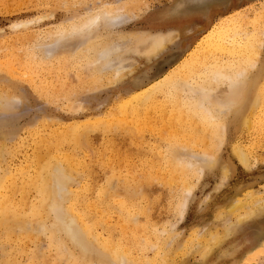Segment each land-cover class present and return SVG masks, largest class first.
I'll return each instance as SVG.
<instances>
[{"label":"rangeland","instance_id":"1","mask_svg":"<svg viewBox=\"0 0 264 264\" xmlns=\"http://www.w3.org/2000/svg\"><path fill=\"white\" fill-rule=\"evenodd\" d=\"M263 4L264 0H0V93L4 98L0 103V141L4 142L3 147L0 144V181L7 187L2 194L19 204L26 201L20 212L26 217L40 200L30 179L44 162L64 160L76 171V212L95 235H102L103 243L110 242L108 246L118 253L126 251L132 264H264V253L258 254L264 240V212L257 214L264 205L263 62L253 69L251 91L253 99H263L262 106L247 111L246 115L251 113L249 127L242 123L246 116L239 121L227 116L224 137L219 138L221 147L215 150L218 136L211 125L184 112L178 115L177 104L185 100L181 93L169 98L162 88V95L137 115L128 114L127 123L117 122L119 103L130 99L128 93L148 86L175 66L213 23L245 15L248 30L264 41ZM105 11L124 16L106 27ZM94 14H100L99 26L90 33L93 38L100 34L97 40L108 32L115 37L169 29L177 37L152 60L126 56L136 66L118 78L109 70L96 75L92 66L85 71L87 61L79 49L44 58L40 45H48L60 31L67 32ZM61 37L74 44L73 36ZM212 50L199 52L201 61L194 73L230 59L227 52ZM87 125L92 131L80 145L65 133L71 126ZM172 145L183 149L181 153L188 158L190 152H212L216 162L199 175L193 168L185 167L182 172L169 164ZM237 146L249 158L247 168L234 154ZM113 179L134 184L141 191L125 202L105 197ZM186 185H191L190 192ZM253 196L262 202L255 203ZM235 203L238 206L233 207ZM133 216L137 220L125 228V220ZM229 221L233 224L224 231L223 225ZM7 234L0 229V264L2 260L72 264L59 259L44 233L33 238Z\"/></svg>","mask_w":264,"mask_h":264},{"label":"bare ground","instance_id":"2","mask_svg":"<svg viewBox=\"0 0 264 264\" xmlns=\"http://www.w3.org/2000/svg\"><path fill=\"white\" fill-rule=\"evenodd\" d=\"M262 9H264V4ZM102 14L104 16L103 24L106 27L115 21L119 22V19L122 20L124 16L116 15L108 11H105ZM99 15L100 14L91 15V17L85 22L80 25H74L67 32L64 30L60 31L61 36H73L72 40H74V44H71V41L62 39L63 37L59 35L58 38H55L49 44L47 43L48 45H40L44 58H48L47 60H49L57 54L62 55L66 52L72 53L79 49L78 53L82 52L87 61V64L85 65L86 67L84 68L85 71L86 68L92 66L94 74L96 75H101L104 71L106 72L109 70V74L117 77L118 75L121 76L124 70H129L130 72L132 71L131 68L136 66L133 65L135 60L130 59L131 61H129L125 58L126 56L139 55L141 57L144 56L149 60L158 55L161 51L165 52V47L173 43L177 37L174 30L169 29L167 32L162 30H144L130 34L118 33L115 37L112 35V32H108V34H104L102 39L97 40L101 35L99 34L100 36L98 35L97 38H93L90 32L94 26H99ZM246 17L247 16L245 15L236 19L224 17L223 22L218 24L217 22L213 23L208 33L204 34L206 36L199 41L201 43L198 42L195 48H193L187 55L185 54L175 66L169 68V70L165 71L160 78L154 80L153 83H150L148 86L143 87L138 91L133 89L128 93L129 96L127 97H130V99L126 98V100L128 101L129 99V103L120 100L122 102L119 103L118 113L121 117L117 122L120 123L126 121L125 119L130 116L128 114L137 115L144 105L151 104L154 101L153 99L162 95L161 89L163 88L164 94L169 98H174L177 95V97H179L180 93L185 95V100H181L177 104L178 109L176 110L178 115L184 112L189 117L194 116L195 119H200L203 125H211L215 129L218 139L213 147L214 150L216 147H221L218 146V144H221L219 138H222L223 133H225L224 119L227 116L231 115L234 121H239L240 117L246 116L243 118L242 123L244 124L243 126L249 127L252 123H250L249 116H251L252 111H256L262 106L263 101L261 97L253 99L251 91L255 81L253 69L255 68L256 70V66L259 62L264 63V41L257 37V33L253 34L254 32L248 30ZM261 35L264 36V32ZM87 38L88 40L85 42H80L81 39ZM217 48L220 49L219 51L221 52H227L230 55V59L225 62L218 61L216 65H211L204 72H199L197 70L198 72L194 73L193 71L196 68L198 61H201V53L199 52L204 49H213L212 51H214L217 50ZM217 56L216 58L219 57ZM127 74H129L128 71ZM0 94L1 103L4 101V98L2 93ZM5 95L7 96V94ZM175 100H173L174 103L176 102ZM249 110L251 112H249L250 115H246ZM128 121L129 120H127L126 123ZM262 124H264V118ZM112 126H115V124L113 123ZM92 128L89 125L84 127L71 126L67 129L68 132L65 133H67L73 142L80 145L84 142L88 133L92 131ZM115 130L116 129L113 131ZM0 144L2 146V144L4 145V142L0 141ZM179 149L180 147L178 145H172L168 151V160L170 165L178 167L182 172L185 167H187V169L193 168V172H198L199 175V173L201 174L204 170L211 168L216 162V155L214 156L212 152L208 151L209 153L205 152L200 155L196 153V155H194L191 152H188L190 150L187 151L185 149L183 151L184 153L187 151V153L191 154L188 158L181 153L183 149H181V151ZM234 149V154L237 157L238 162L247 168L249 160L248 156L241 150L240 146H237ZM0 151L2 152V148ZM185 158H187V160ZM42 160L43 159H41V161ZM64 162V160L50 159V161L44 162L40 165L36 174L30 179L33 185H35L36 190L38 189L39 191L40 200L38 204L32 205L26 217L20 215V212L24 210V207L27 205L25 203L26 201L19 204L14 202L12 200L13 198L11 199L10 197L9 199L8 196L6 197L5 194L3 195L2 191L4 193L7 192V187L3 186V180L2 183L0 181V229L7 230V235L14 232L18 236L26 238H33V236H40L41 233H44L48 236L50 245L54 246L57 250L59 259L69 263L71 262L72 264H132L126 251L118 253L112 248V245L111 248L108 246L111 244L110 242L103 243L102 235L99 233L98 235H95V233L89 228V224L76 212L74 206L76 200L74 189L78 187V181L76 180L77 177L75 176L76 171L73 169L72 163ZM69 162H71V160ZM6 168L8 169V167ZM7 169L5 170L7 171ZM4 173L1 175L3 176ZM118 182L119 181L114 179L110 182L108 186L109 189L106 188L108 191L105 189V194L103 192L105 197L109 196L125 202L128 201L126 199L133 197V195L136 196L141 191L139 190L140 187L138 188L134 184H132L134 185L132 186L131 184L126 185L123 182ZM13 184L16 186L12 181V185ZM188 186L190 187L191 185ZM188 186L186 185L187 188L185 187L187 191L191 188ZM15 192L13 193V196ZM189 192L188 194H190ZM250 196L247 197L250 198ZM258 196L260 197V194ZM259 197L253 196L251 200H254L255 203H261L262 199H258ZM103 199L104 198H102V200ZM183 204V206L186 205V203ZM232 206L236 207L238 205L235 203ZM263 212L264 205L258 209L257 214ZM29 215L30 217H28ZM253 215H255V213H253L252 216ZM134 219L136 218H127L125 220L127 224L125 228L128 226L129 222L137 220ZM226 221L228 220L226 219ZM231 224L230 221L227 224L224 223V231H229ZM262 242V246H260L258 250L259 255H263L264 253V240ZM5 252L6 251H4V253ZM2 261L1 264L11 263V261L9 262L8 260Z\"/></svg>","mask_w":264,"mask_h":264}]
</instances>
